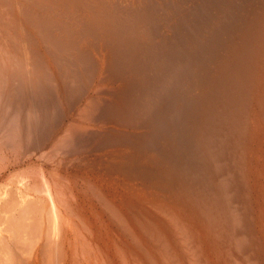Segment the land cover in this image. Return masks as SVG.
Segmentation results:
<instances>
[{
  "label": "bare ground",
  "instance_id": "6f19581e",
  "mask_svg": "<svg viewBox=\"0 0 264 264\" xmlns=\"http://www.w3.org/2000/svg\"><path fill=\"white\" fill-rule=\"evenodd\" d=\"M0 264H264V0H0Z\"/></svg>",
  "mask_w": 264,
  "mask_h": 264
}]
</instances>
